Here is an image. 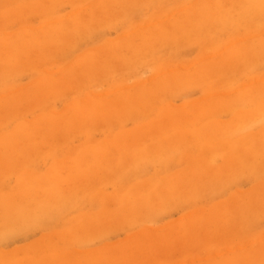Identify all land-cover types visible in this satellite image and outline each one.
Instances as JSON below:
<instances>
[{
	"label": "rangeland",
	"instance_id": "1",
	"mask_svg": "<svg viewBox=\"0 0 264 264\" xmlns=\"http://www.w3.org/2000/svg\"><path fill=\"white\" fill-rule=\"evenodd\" d=\"M0 264H264V0H0Z\"/></svg>",
	"mask_w": 264,
	"mask_h": 264
}]
</instances>
